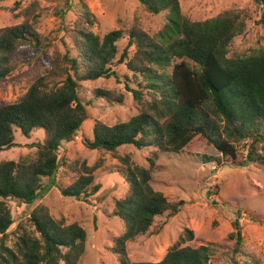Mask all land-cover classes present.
I'll return each mask as SVG.
<instances>
[{
	"label": "trees",
	"instance_id": "obj_1",
	"mask_svg": "<svg viewBox=\"0 0 264 264\" xmlns=\"http://www.w3.org/2000/svg\"><path fill=\"white\" fill-rule=\"evenodd\" d=\"M61 1L71 5V0ZM138 1L152 15L168 12V22L156 36L133 26L127 32L114 30L100 37L93 33L94 16L81 0L72 28H61L69 38L65 54L57 61L62 78L51 81L43 76L19 101L0 106V152L16 146L15 129L28 138L33 131L43 130L47 137L44 143L35 144L34 157L0 163V264H80L86 251V230L78 223L67 224L64 218L55 219L44 205L32 210L27 225L17 227L14 245H7L15 223L8 202L33 205L41 196L43 180L54 179L63 166L76 173L73 184L61 189L65 197L96 195L101 189L94 184L97 170H114L124 177L129 189L115 201L112 214L125 223L111 248L119 264H209L214 245L190 246L195 239L190 229L183 231L160 262L129 260L127 244L148 234L156 218L166 213L175 216L185 204L183 200L168 201L154 189L155 161L159 154L185 153L204 138L232 167H264V47L251 55L228 57L235 38L246 31L249 14L231 9L194 21L183 13L179 0ZM63 14L64 10L61 18ZM125 35L128 45L117 60V44ZM19 41L39 49L50 44L25 21L0 37V53L13 52ZM115 62L142 78V89L127 88L141 111L114 126L96 121L93 139L82 138L86 148L111 154L121 166L105 168L104 160L99 159L93 166L84 164L79 169L77 162L60 156L62 143L73 141L88 119L89 104L80 97L79 83L115 76L111 68ZM11 71L7 60L0 58V81ZM95 95L111 98L110 92L101 89ZM122 100V96L116 98ZM247 141L245 156L239 146ZM128 145L155 150L150 168L134 165L130 155L119 154V148ZM230 238L235 241L232 264H239L237 256L245 257L246 264L256 263L243 249L238 219Z\"/></svg>",
	"mask_w": 264,
	"mask_h": 264
},
{
	"label": "rangeland",
	"instance_id": "obj_2",
	"mask_svg": "<svg viewBox=\"0 0 264 264\" xmlns=\"http://www.w3.org/2000/svg\"><path fill=\"white\" fill-rule=\"evenodd\" d=\"M93 14V33L103 37L114 30L127 32L138 26L151 36H156L168 22V12L152 15L145 11L138 0H83ZM182 11L194 21L213 18L227 10H243L249 14L246 31L235 38L228 57H241L257 53L264 47L263 7L257 0H179ZM81 0H71V5L61 0H2L0 2V37L10 28L25 21L33 25L36 32L49 39L50 44L42 49L19 41L13 52L0 53L7 60L11 74L0 81V106L19 101L39 78L47 76L51 81L62 77L57 70V61L65 54V42L69 38L63 28L71 29L80 14ZM64 16L61 18V12ZM60 31V32H59ZM128 45V37L118 42L122 55ZM133 48L130 49L132 54ZM191 65L189 60L185 61ZM115 76L79 83L82 101L88 105V119L73 141L63 142L60 156L70 163L77 162L79 169L86 164L93 166L99 159L105 168L121 166L111 154L90 150L82 144V138L93 139L96 121L107 126L126 123L137 116L140 105L131 89H142L141 77H136L125 64L115 62L111 66ZM172 67L167 69L171 72ZM111 93V98H97L96 90ZM122 96L121 102L116 101ZM146 98H148L146 96ZM90 102V103H89ZM16 146L0 152V163L19 161L34 157L35 144L44 143L46 133L35 130L28 138L20 129H15ZM239 147L246 156V146ZM153 148L137 149L134 146L119 148L121 156L130 155L132 163L150 168ZM264 154V151H261ZM75 175L70 167L63 166L54 179H44L41 196L33 205L8 202L15 220L10 229L12 247L15 231L24 223L38 205L49 208L55 218H64L67 224L78 223L87 232L86 251L80 264H119L112 253L113 240L125 230V223L113 217L115 201L127 193L129 186L116 171L100 169L94 173V184H100L99 192L89 198L65 197L61 189L73 184ZM152 185L156 191L171 202L183 200L180 212L172 217L168 213L156 218L149 233L127 244V253L132 262H160L179 239L185 229L195 234L189 243L192 247L213 244L215 254L209 264H232L235 241L230 238L234 222L239 220L243 236V249L256 263L264 264V167L250 164L247 167H232L224 162L221 154L204 138L180 154H159L152 170ZM239 264L246 258L237 256ZM63 264V263H61Z\"/></svg>",
	"mask_w": 264,
	"mask_h": 264
},
{
	"label": "water",
	"instance_id": "obj_3",
	"mask_svg": "<svg viewBox=\"0 0 264 264\" xmlns=\"http://www.w3.org/2000/svg\"><path fill=\"white\" fill-rule=\"evenodd\" d=\"M261 1V4H262V7H263V14H264V0H260ZM82 198H84L83 196H82Z\"/></svg>",
	"mask_w": 264,
	"mask_h": 264
}]
</instances>
